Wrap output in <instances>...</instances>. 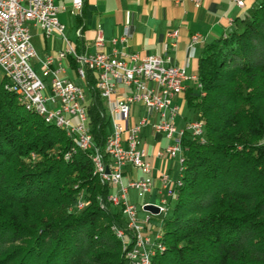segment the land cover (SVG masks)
I'll list each match as a JSON object with an SVG mask.
<instances>
[{"label": "trees", "instance_id": "trees-1", "mask_svg": "<svg viewBox=\"0 0 264 264\" xmlns=\"http://www.w3.org/2000/svg\"><path fill=\"white\" fill-rule=\"evenodd\" d=\"M196 77L197 91L184 95L204 140H182L180 184L160 226L164 249L151 264H264V0L239 29L204 46ZM91 96L99 146L108 121L99 93ZM92 155L0 81V264L125 263L114 232L123 215ZM79 193L88 204L72 209Z\"/></svg>", "mask_w": 264, "mask_h": 264}, {"label": "built area", "instance_id": "built-area-1", "mask_svg": "<svg viewBox=\"0 0 264 264\" xmlns=\"http://www.w3.org/2000/svg\"><path fill=\"white\" fill-rule=\"evenodd\" d=\"M190 1L196 7L200 5V0ZM232 1L240 7L244 5V0ZM84 4L85 0H69V9L62 5L61 10L81 20ZM58 11L55 0H0V81H7L10 88L17 89L29 106H39L47 122L62 123L73 141H80L82 147H89L99 158L106 184L111 187L107 200L120 208L123 215L124 227L117 228L125 238L124 264H144V260H149L160 232V229H153L150 236L146 234V225L152 216L167 213L179 177L173 179L167 171L159 174L164 195L159 203H152L159 209L157 214L143 209L148 202L137 208L128 201L129 189L144 196L154 185L150 153L143 143V132L148 128L168 140L153 152V157L178 159L182 168L183 138L204 140L201 120H186L182 126L177 124L181 107L176 99L188 89V81L196 80L197 87V77L172 63L167 54L117 51L114 45L124 42L126 36L107 40L100 29L93 38L97 50H75L65 35V25L57 17ZM31 28L39 30L45 38L60 36L67 47L40 58L32 42ZM75 31L78 37H82V24ZM177 35V30L168 32L169 45L175 46ZM200 41L198 33L190 36V56L194 55L195 45ZM107 44L111 46L110 52L104 49ZM68 68L74 78L84 82L83 86L67 77ZM88 72L94 79L91 85L87 80ZM95 92L103 101L108 121L107 133L99 146L93 141L88 114L91 93ZM133 105L145 109V115L134 119ZM128 167L140 172L141 176L124 182ZM87 204L88 201H79L77 209L81 210ZM139 210L146 216L139 217Z\"/></svg>", "mask_w": 264, "mask_h": 264}, {"label": "crops", "instance_id": "crops-1", "mask_svg": "<svg viewBox=\"0 0 264 264\" xmlns=\"http://www.w3.org/2000/svg\"><path fill=\"white\" fill-rule=\"evenodd\" d=\"M258 1L244 0V5L240 7L232 0H200V5L196 7L190 0H85L83 18L80 20L74 17L72 25L74 33L72 38L68 35L67 38L75 50L94 51L97 50L93 45L97 29L102 30L107 40L125 35L124 42H117L114 45L117 51H136L142 55L167 54L172 63L183 67L188 74L196 76L198 59L204 46L234 29H239L244 17ZM79 24H82V37H78L75 31ZM32 30L53 44V50L46 51L45 55L67 47V43L60 36L45 38L36 28H31ZM172 30L178 31V35L174 39L175 46L169 45L168 32ZM193 33H198L201 36V41L195 45L194 55L190 56V36ZM55 42H59V46L54 45ZM104 49L110 52L111 46L107 44ZM69 64L71 66V62ZM66 75L76 83L84 85V82L74 78L71 68L67 69ZM187 83L188 88H192L193 84H196V80H190ZM120 90L128 91L124 88H120ZM180 101H185L184 94L176 99L178 105ZM137 110L139 115L144 112L140 106ZM133 118L136 119L135 115ZM180 119L183 123L179 121ZM180 119L177 120L178 126H182L186 120H189L183 115ZM167 141L166 138L148 128L143 132V143L150 153L149 161L152 165L154 185L151 192L145 195L146 200L142 204L159 203L163 197L164 191L161 189L159 180V174L162 171H167L173 179L179 177L180 181L179 162L177 169L173 163L175 160L158 159L152 155L158 147L164 146ZM139 176H141L140 172L128 167L124 175V182ZM153 229H156L154 225L146 226V234L152 236Z\"/></svg>", "mask_w": 264, "mask_h": 264}, {"label": "rangeland", "instance_id": "rangeland-1", "mask_svg": "<svg viewBox=\"0 0 264 264\" xmlns=\"http://www.w3.org/2000/svg\"><path fill=\"white\" fill-rule=\"evenodd\" d=\"M55 4H56V6L59 7L57 17H58L59 21L65 25V28H66L65 29V35L66 36L68 35V37L72 38L73 33H74L72 25L74 24L75 19L73 16H71L68 13H65L64 11L61 10L62 5H64L67 9H69V0H55ZM31 32L33 35L32 36V42H33L34 47L36 49L37 55L40 58H43L46 51L53 50V48H54L53 44H51L50 40H48V39L44 40V38L41 35L36 34V32L34 30H32ZM50 44H51V46H50ZM54 45L59 46V42H55ZM33 62L34 61H32V63ZM35 67L38 69L39 65L36 64ZM80 84L83 86V83H80ZM194 84H193L192 89H193V92H196L197 87H196V84L195 85ZM179 105L181 107V112H182L181 115L186 116L187 119H195L196 118V112H194V110L185 101H180ZM138 107L139 106H137V105H133L131 107V111H132L133 115H135L136 119H138L142 115H145V109H144V112L140 113V115L138 114V110H137ZM178 119H180V118H178ZM179 121H181L183 123L182 119H180ZM164 142H166L165 139H164ZM31 158H34V155H32ZM64 158H67L66 155L64 156ZM168 160H175V161H173V163L175 164V167L178 169V167H179L178 166V159H168ZM181 172H182V170H181ZM115 189H116V187H114V190ZM127 198L131 203H134L137 206V208H139L140 205L146 200L145 195L144 196H138L137 192L133 189L128 190ZM79 201H86V200H84L82 193H79L76 196L75 201H74L71 208L77 209V204ZM173 203H174L173 200H171L166 215H169L171 213ZM138 216L144 217V216H146V213L139 210ZM163 218H164V214L152 216L149 223L146 226H153L154 225L157 228V230H159Z\"/></svg>", "mask_w": 264, "mask_h": 264}, {"label": "bare ground", "instance_id": "bare-ground-1", "mask_svg": "<svg viewBox=\"0 0 264 264\" xmlns=\"http://www.w3.org/2000/svg\"><path fill=\"white\" fill-rule=\"evenodd\" d=\"M1 82H2L3 87L6 90L14 93L16 95L18 101L20 103H22L27 109L35 111L41 118L44 119V121L46 123L53 124L57 128L62 129L66 133V135L69 137V133L67 130H65L64 127H62V123H60V122H47V120L45 118V114H43V112L39 109V106H29V104L27 102H25V100L21 99V93L18 92L17 89L10 88V86L7 84V81H1ZM202 135H203V127H202ZM74 143L77 146V148H79L82 151L91 150L89 147H82L80 141H74ZM91 160H92V164H93V173L98 176V178L101 180L102 183L106 184V176L103 172L101 162H100L99 158L94 154V152H93V155L91 157ZM181 170H182V168H181ZM114 232H115L116 236L122 241L123 249L125 251V238L122 237L121 233H118V228L114 227ZM163 249H164V247L161 243V233H159V236L155 240V248L151 251V254L149 256V260H144V264H151L152 256L157 251H160Z\"/></svg>", "mask_w": 264, "mask_h": 264}, {"label": "water", "instance_id": "water-1", "mask_svg": "<svg viewBox=\"0 0 264 264\" xmlns=\"http://www.w3.org/2000/svg\"><path fill=\"white\" fill-rule=\"evenodd\" d=\"M108 172V170H106ZM143 209L144 210H147V211H150L154 214H157L159 209L156 205L152 204V203H147V204H144L143 205Z\"/></svg>", "mask_w": 264, "mask_h": 264}]
</instances>
